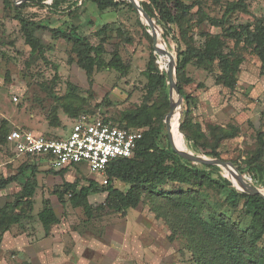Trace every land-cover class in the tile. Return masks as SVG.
Wrapping results in <instances>:
<instances>
[{
	"label": "rangeland",
	"instance_id": "374dc122",
	"mask_svg": "<svg viewBox=\"0 0 264 264\" xmlns=\"http://www.w3.org/2000/svg\"><path fill=\"white\" fill-rule=\"evenodd\" d=\"M77 1H81V4L72 8L50 9L45 5L51 0L20 7V13L27 20L41 25L34 32L45 46L43 55L39 56L31 54L25 43L20 23L14 18L16 10L5 6L0 0V178L15 174L20 166L28 167L24 170L25 177L10 185L8 194L0 190L3 193L0 194V206L15 200L24 179L31 178L32 168L35 169L36 182L31 198L32 208L24 205L22 211L26 217L23 222L12 225L6 231L8 234L2 235L4 241H0V264H194L187 249V238L170 228L163 219L157 218L144 198L135 208L118 213L104 207L98 208L105 202L106 192H92L87 201L92 207L93 216L88 219L82 206H74L70 202V192L64 194L63 203L55 192L60 189L63 180L72 182L78 179L81 186L87 185L88 179H94L102 185L100 174L92 173L87 163L81 162L69 167L61 177L49 169L45 160L16 157L10 141L5 142L4 135L8 130L32 131L59 138L68 132L73 118L80 114H98L117 122L124 111L142 107L143 118L146 109L154 113L156 104H159L158 90L152 95L148 93L149 78L146 72L154 54L158 70L162 73L165 67L154 50L150 27L134 6L123 3L117 9H101L90 0ZM182 1L194 3V11L199 6L202 11L215 17H220L225 6L232 1L244 3L246 11L231 13L227 26L253 24L256 19L264 17V0ZM197 20H193L191 31L197 42L203 41L200 32L219 29L210 26L206 20L196 23ZM69 25L77 27L93 44L100 42L101 36L96 33L102 31L106 50L104 61L108 62L112 53L116 52L123 64V72L105 65L93 71L88 78L76 63L71 43L53 37L50 32L52 28ZM145 27H148L147 31ZM172 30L175 35L178 34L177 27L172 26ZM157 33L158 43L175 60L174 40L164 38L159 26ZM228 43L231 46L233 42ZM180 46L184 47L181 43ZM239 51L243 60L234 90L215 83L218 74L216 64L209 70L192 64L187 66V75L193 79L191 84L184 86L185 91L194 97L190 120L205 133V139L200 140L199 151H194L180 132L185 150L231 162L234 170L264 192V186L255 181L249 170L244 169L241 173L234 164L243 165L257 147V135L264 137V69H261L260 60L252 48L241 45ZM197 83L204 86L198 87ZM71 93H74L73 97ZM63 97H67L66 103L71 100L70 107L76 111L74 117L61 105ZM53 108H57L61 121L58 127L49 124L48 116ZM185 109L183 98L180 109L176 111L179 130ZM140 129L146 130L147 126ZM220 129L227 136L217 139ZM170 134L175 148L179 149L172 126ZM158 142L160 146H166L167 142L170 145L166 127ZM213 148L218 152V157L206 153ZM219 167L221 174L230 179L236 188L237 184L229 171L221 165ZM112 185L121 190L129 187L128 183L118 179H114ZM174 185L167 182L160 189H169ZM209 193L214 198L222 199L226 191L209 189ZM45 199L50 200L59 218V222L52 224L47 233L36 216ZM15 211L20 212L19 209ZM227 214L243 227L249 222L248 217H241L237 211H228Z\"/></svg>",
	"mask_w": 264,
	"mask_h": 264
},
{
	"label": "trees",
	"instance_id": "16d2710c",
	"mask_svg": "<svg viewBox=\"0 0 264 264\" xmlns=\"http://www.w3.org/2000/svg\"><path fill=\"white\" fill-rule=\"evenodd\" d=\"M43 1L29 0L17 6L12 0H3L5 6H11L16 10L14 18L20 23L25 43L29 46L31 54L39 56L43 55L45 46L34 32L41 25L27 20L20 13V7L33 3L41 4ZM90 1L101 9H117L123 3L133 7L127 0ZM80 2L77 0H51L45 6L50 9L72 8L77 7L81 4ZM140 4L149 17L155 20L162 29L163 37L172 38L176 44V82L186 105L180 131L190 147L194 151H199L198 148L202 142L200 140L205 139V133L200 130L197 123L190 120L194 97L184 89L185 85L193 82V79L187 75V66L192 64L209 70L216 64L218 74L215 77V83L234 90L243 60V55L239 51L241 45L252 48L260 60L261 69H264V17L256 19L253 24L237 27L235 25L227 26L226 23L231 13L236 10L246 11L245 4L240 1L228 3L220 17L208 15L199 6L194 11V3L186 4L182 0H145ZM196 18L198 19L196 23L206 20L210 26L219 28L218 31L200 32L199 36L203 37V41H195L191 31L194 25L193 20ZM172 26L177 27V35L172 32ZM147 28L144 29L147 31ZM50 32L53 37L71 43L76 63L85 71L88 78L93 71L105 65L120 73L123 72V64L116 52L112 53L108 62L104 61L103 55L106 50L102 31L96 33L101 36L100 42L96 44L90 42L73 25L52 28ZM228 41L233 42L231 46ZM180 43L184 47H181ZM155 58L154 54L146 72L149 78V95L158 90L160 98L154 113L148 108L142 118V107L138 110L124 111L118 117L117 122L98 114H87L98 116L105 121H114L113 123L125 128L147 126V129L142 132L141 139L137 141L132 156L110 161L106 168L108 179L106 185H99L94 179H88L87 185L81 186H79L78 179L72 182L63 180L60 189L55 192L58 200L63 203L64 194L70 192V202L74 206H82L87 218L90 219L93 216V210L87 197L92 192H106V200L98 208L104 207L118 213H125L127 209L135 208L144 198L149 209L157 218L163 219L170 228L187 238V249L194 264H264V198L260 194H250L236 189L231 180L221 174L218 165H195L180 157L168 142L166 146L159 145L158 140L165 127L163 118L169 111L170 104L168 78L165 71L161 73L158 70ZM197 86L204 85L197 83ZM71 95L73 97L74 93ZM66 98H62L61 105L74 117L76 111L70 107L71 100L66 103ZM56 109L53 108L48 116L49 124L54 127L61 124ZM74 120L75 118H73ZM123 121L126 123L123 124ZM9 132L10 130L4 135L5 142L9 141ZM225 136L227 134L223 132V129H220L217 139ZM256 140V149L247 157L243 165L234 164L241 173L244 169L249 170L255 181L264 186L263 135L258 134ZM206 153L218 157L215 148ZM31 158H35L37 161L41 159L39 157ZM25 169L27 170L28 167H19L15 174L0 178V189L17 181L25 174ZM49 169L63 177L68 167L60 170ZM30 172L31 178H26L21 184V190L16 193L15 200L0 206V241L4 232L9 230L12 225H20L23 222L26 217L22 211L24 210L23 206L32 208L31 198L36 186L35 169L32 168ZM114 179L128 183L129 187L125 190L115 187L112 185ZM167 182L176 185L161 190L160 187ZM209 189L226 191V193L222 199H217L210 195ZM17 209L20 212H16ZM228 211H237L241 217H248V224L243 227L231 215L227 214ZM36 216L45 233L48 232L52 224L59 222L48 199L43 201V207Z\"/></svg>",
	"mask_w": 264,
	"mask_h": 264
},
{
	"label": "built area",
	"instance_id": "2783aa9c",
	"mask_svg": "<svg viewBox=\"0 0 264 264\" xmlns=\"http://www.w3.org/2000/svg\"><path fill=\"white\" fill-rule=\"evenodd\" d=\"M142 132L140 128H125L98 116L80 114L63 137L50 138L14 129L8 140L16 157H39L54 170L86 162L92 173L102 176V185H106L110 161L131 157Z\"/></svg>",
	"mask_w": 264,
	"mask_h": 264
},
{
	"label": "water",
	"instance_id": "95a60500",
	"mask_svg": "<svg viewBox=\"0 0 264 264\" xmlns=\"http://www.w3.org/2000/svg\"><path fill=\"white\" fill-rule=\"evenodd\" d=\"M29 0H14L16 5H20L23 2H26ZM133 6L134 8L137 10V12L139 13L140 17L146 22V24L150 27V31H151V36L153 39V47L155 52L159 55V54H165L169 57V62L165 68V72L167 75V84H168V94H169V104H170V108L169 111L166 113L165 117H164V123H165V127H166V131H167V135H168V140L170 143L171 148L182 158L194 162V163H200V164H214V165H221L223 167H225L229 173L231 174V176L233 177L234 181L237 184V189L243 192H247L250 194H260L263 198H264V192L261 191L259 188L253 186L252 184H250L238 171L234 170L233 168L234 165L231 162H226L223 161L222 159L219 158H207V157H203V156H199L196 155L190 151L187 150H180L175 148L173 141H172V137L170 134V130H171V118L173 116L174 113H176L177 110L180 109L181 104H182V99H183V95L179 92V89L177 87V82L175 79V60L172 56V54L166 50L163 46L159 47L158 44V40H159V34L158 32V26L155 23V21L149 17V15L144 11V9L142 8V6L140 5L138 0H128ZM173 96H175L176 98L173 99ZM180 117V116H179Z\"/></svg>",
	"mask_w": 264,
	"mask_h": 264
},
{
	"label": "bare ground",
	"instance_id": "6f19581e",
	"mask_svg": "<svg viewBox=\"0 0 264 264\" xmlns=\"http://www.w3.org/2000/svg\"><path fill=\"white\" fill-rule=\"evenodd\" d=\"M159 47H161L160 46V44L158 43L157 44ZM159 56H160V58H161V60H162V63H163V65H164V67L166 68V66H167V64H168V62H169V57L167 56V55H165V54H159ZM176 97L175 96H173V99H175ZM179 120H178V117H177V112L174 114V116L172 117V119H171V126H172V128H173V131H174V134H175V138H177V141H178V143H179V149L180 150H185L186 149V145L184 144V139H183V136H182V134H181V132H180V130H179V128H178V122ZM184 144V145H183ZM183 146V147H182ZM185 148V149H184ZM234 180V179H233ZM260 182V181H259ZM235 183V182H234Z\"/></svg>",
	"mask_w": 264,
	"mask_h": 264
},
{
	"label": "crops",
	"instance_id": "0c3cea01",
	"mask_svg": "<svg viewBox=\"0 0 264 264\" xmlns=\"http://www.w3.org/2000/svg\"><path fill=\"white\" fill-rule=\"evenodd\" d=\"M66 134H67V133H66ZM66 134H65V135H66ZM19 158H20V157H19ZM20 167H22V166H20ZM8 176H9V175H8ZM23 177H25V174L22 176V178H23ZM22 178L19 177L18 180H17V182H19L20 179H22ZM24 180H25V179H24ZM14 182H16V181H13V182L9 183L5 188L0 189V190H4L5 194H8V193H9L8 190L11 188L10 185H11L12 183H14ZM23 182H24V181H23ZM20 183H21V182H20ZM0 194H3V193H0ZM90 194H91V193H90ZM90 194H89V195H90ZM7 231H8V230H7ZM4 233H5L4 235L8 234V233H6V232H4ZM8 237H10V236H8ZM8 237L6 236L5 238H8ZM12 238H13V237H12ZM3 241H4V240H3ZM3 241H2V238H1V242H3Z\"/></svg>",
	"mask_w": 264,
	"mask_h": 264
}]
</instances>
